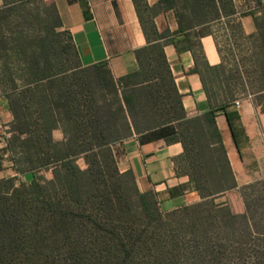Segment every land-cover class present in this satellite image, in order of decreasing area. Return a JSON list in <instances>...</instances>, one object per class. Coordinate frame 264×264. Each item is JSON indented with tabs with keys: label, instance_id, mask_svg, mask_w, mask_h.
<instances>
[{
	"label": "trees",
	"instance_id": "16d2710c",
	"mask_svg": "<svg viewBox=\"0 0 264 264\" xmlns=\"http://www.w3.org/2000/svg\"><path fill=\"white\" fill-rule=\"evenodd\" d=\"M35 1L44 11L42 22L50 21L46 22L48 37L29 29L8 38L18 73L7 77L9 89L2 95L8 99L13 121L11 137L0 149V172L8 155L19 174L52 169L53 177H34L29 183L19 182V187L17 177L0 179V264H132L138 249L150 239L143 232L136 235L135 229H118L113 216L103 217L108 206L128 217L136 212L148 221L159 220L164 213L151 194L138 192L131 172L120 173L113 147L159 128L167 129L168 143L182 144L183 153L175 159L177 174L188 176L190 187L202 199L181 209H204L231 232L237 225L249 233L258 231L257 206L249 197L264 181L238 187L215 121L224 107L189 116L164 48L178 45L175 38L196 27L227 20L230 34L248 39L250 49L264 58L262 0H251L255 7L240 12L234 0H158L152 8L135 0L147 44L136 50L138 69L119 78L105 62L81 64L71 34L59 30L62 22L56 6L44 0H5L0 10V45L7 43L4 24L28 12ZM168 10L175 11L176 32H160L155 25L154 17ZM237 14L251 15L257 32L244 36L241 26L233 25ZM63 36L67 43L59 50L55 38ZM260 66L264 67V59ZM211 70L224 95L235 97L244 90L237 77L226 74L224 58ZM204 84L212 98L216 91ZM57 129L63 133L62 140L54 138ZM80 157L86 169L77 164ZM237 188L245 205L240 214L227 201H218Z\"/></svg>",
	"mask_w": 264,
	"mask_h": 264
},
{
	"label": "crops",
	"instance_id": "0c3cea01",
	"mask_svg": "<svg viewBox=\"0 0 264 264\" xmlns=\"http://www.w3.org/2000/svg\"><path fill=\"white\" fill-rule=\"evenodd\" d=\"M55 5L62 25L60 31H68L78 52L81 64L91 66L105 62L112 75L119 78L138 69L136 50L147 44L137 12L135 0H44ZM264 3V0H262ZM148 7H155L158 0H143ZM237 11L255 7L251 0H234ZM5 0H0V10ZM219 21V20H217ZM190 30L179 39L178 45L168 44L164 51L175 79L182 104L189 116H200L212 108L224 107L217 112L219 129L227 158L238 187L264 181V93L242 99L228 97L218 90L214 72L211 70L223 62V53L215 34V22ZM223 21V20H221ZM158 31L169 29L176 32L179 23L174 10L163 11L154 17ZM244 36L257 32L251 15L234 17ZM228 35L229 29L226 28ZM245 39V38H244ZM248 43V39H245ZM191 46V49H183ZM216 91L209 97L204 81ZM240 100V106L234 102ZM227 113L230 119L227 117ZM13 114L6 97L0 96V149L6 147L3 137H10L8 124ZM6 124L5 126L2 125ZM63 133L60 129L54 131ZM167 129L159 128L134 135L117 143L113 149L120 173L131 172L140 194H151L163 213L198 204L200 195L189 185L188 176L177 174L175 159L182 155L179 142L166 141ZM61 139V140H62ZM57 140V139H56ZM42 170L19 174L8 155H5L3 177H17L18 182L29 183L33 178L50 180L53 173L42 175ZM239 188L232 190L218 201H227L235 213L244 210Z\"/></svg>",
	"mask_w": 264,
	"mask_h": 264
},
{
	"label": "rangeland",
	"instance_id": "374dc122",
	"mask_svg": "<svg viewBox=\"0 0 264 264\" xmlns=\"http://www.w3.org/2000/svg\"><path fill=\"white\" fill-rule=\"evenodd\" d=\"M28 8L29 13L21 12L2 27L7 43L0 45V96L6 95L9 89L7 77L18 73L17 57L10 49L8 38L14 37L15 31L29 29L38 30L39 35L48 37L50 21H46L48 24L42 22L45 17L39 2L35 1L34 5ZM214 24L217 25L215 34L223 52L226 74H233L244 87V90L239 91L235 97L242 99L255 96L260 100L263 94L259 92L264 90V67L261 68L260 65L264 58L258 50H251L250 44L237 33L235 37L228 35L227 20H219ZM233 25H236V22H233ZM49 38L53 36L50 35ZM55 40L59 50H61L59 47L62 48L67 43L65 36L57 37ZM68 63L72 65L73 62ZM7 126L10 130V124ZM3 137L6 138L5 135ZM55 137L57 140L62 139L59 132L55 133ZM77 164L82 169L87 168L82 157L77 159ZM42 171L44 176L52 173V169ZM106 179L111 185L110 177L107 176ZM15 186L19 187L20 183L16 182ZM249 199L257 206L254 212L259 229L255 233L239 229L240 225H237L235 231L225 230L204 209H180L162 214L159 220L148 221L135 215L136 212H131L128 217L125 212L123 214L110 211L114 205H109V211H106L103 217L111 215L112 223L118 229H135L136 235L143 232L145 237L150 239L138 249V258L132 264H264V184L258 185ZM243 207L244 212V202Z\"/></svg>",
	"mask_w": 264,
	"mask_h": 264
},
{
	"label": "built area",
	"instance_id": "2783aa9c",
	"mask_svg": "<svg viewBox=\"0 0 264 264\" xmlns=\"http://www.w3.org/2000/svg\"><path fill=\"white\" fill-rule=\"evenodd\" d=\"M234 104H235L236 106H240V100H236V101L234 102Z\"/></svg>",
	"mask_w": 264,
	"mask_h": 264
},
{
	"label": "water",
	"instance_id": "95a60500",
	"mask_svg": "<svg viewBox=\"0 0 264 264\" xmlns=\"http://www.w3.org/2000/svg\"><path fill=\"white\" fill-rule=\"evenodd\" d=\"M184 37V35H179V36H177L175 39L176 40H179V39H181V38H183Z\"/></svg>",
	"mask_w": 264,
	"mask_h": 264
}]
</instances>
